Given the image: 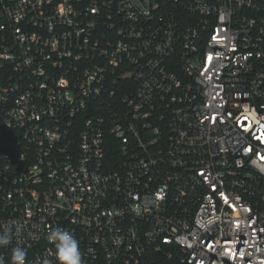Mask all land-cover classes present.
Here are the masks:
<instances>
[{
	"label": "built area",
	"instance_id": "2783aa9c",
	"mask_svg": "<svg viewBox=\"0 0 264 264\" xmlns=\"http://www.w3.org/2000/svg\"><path fill=\"white\" fill-rule=\"evenodd\" d=\"M264 264V0H0V264Z\"/></svg>",
	"mask_w": 264,
	"mask_h": 264
},
{
	"label": "clouds",
	"instance_id": "9594fccd",
	"mask_svg": "<svg viewBox=\"0 0 264 264\" xmlns=\"http://www.w3.org/2000/svg\"><path fill=\"white\" fill-rule=\"evenodd\" d=\"M48 241L54 246L58 264H82V253L79 241L67 230L55 228L47 234ZM11 236L8 231L0 232V246L8 245ZM26 251L22 247L12 250V264H25ZM43 264H49L43 261Z\"/></svg>",
	"mask_w": 264,
	"mask_h": 264
}]
</instances>
